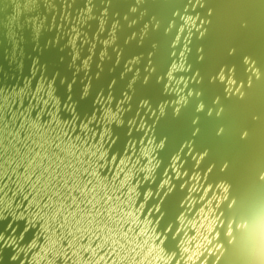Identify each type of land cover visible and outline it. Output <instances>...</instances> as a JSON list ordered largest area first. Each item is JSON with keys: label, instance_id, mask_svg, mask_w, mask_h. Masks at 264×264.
Wrapping results in <instances>:
<instances>
[{"label": "water", "instance_id": "95a60500", "mask_svg": "<svg viewBox=\"0 0 264 264\" xmlns=\"http://www.w3.org/2000/svg\"><path fill=\"white\" fill-rule=\"evenodd\" d=\"M19 92L103 153L115 264H260L264 0H0V96Z\"/></svg>", "mask_w": 264, "mask_h": 264}, {"label": "snow or ice", "instance_id": "6c2138e0", "mask_svg": "<svg viewBox=\"0 0 264 264\" xmlns=\"http://www.w3.org/2000/svg\"><path fill=\"white\" fill-rule=\"evenodd\" d=\"M246 62L250 70L255 67ZM26 96L32 101L28 108ZM40 103L48 102L37 101L31 92L0 96V222L7 225V233L0 229V247L18 250L25 260L37 252L32 257L37 264H115L119 240L113 236L114 196L100 173L104 155L100 149L92 151L86 139L69 149L67 133L44 124ZM125 167L111 177L116 192L122 191ZM25 234L31 240L27 251L20 248L27 243Z\"/></svg>", "mask_w": 264, "mask_h": 264}, {"label": "clouds", "instance_id": "9594fccd", "mask_svg": "<svg viewBox=\"0 0 264 264\" xmlns=\"http://www.w3.org/2000/svg\"><path fill=\"white\" fill-rule=\"evenodd\" d=\"M260 264H264V256L260 258Z\"/></svg>", "mask_w": 264, "mask_h": 264}]
</instances>
